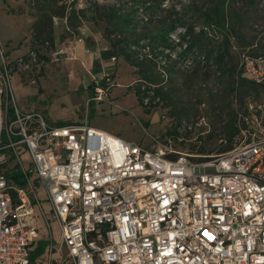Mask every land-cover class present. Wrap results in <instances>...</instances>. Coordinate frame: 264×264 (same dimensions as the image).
<instances>
[{"label": "built area", "instance_id": "built-area-1", "mask_svg": "<svg viewBox=\"0 0 264 264\" xmlns=\"http://www.w3.org/2000/svg\"><path fill=\"white\" fill-rule=\"evenodd\" d=\"M41 65L37 50L12 57L0 44V264H32L40 211L59 237L51 232L37 264H264V90L235 97V133L222 138L231 148L190 154L21 110L12 74ZM241 68V79L263 84L264 50L243 51ZM112 75L93 76V100L108 97ZM192 130L183 120L179 139ZM10 165L25 185L8 177Z\"/></svg>", "mask_w": 264, "mask_h": 264}, {"label": "rangeland", "instance_id": "rangeland-1", "mask_svg": "<svg viewBox=\"0 0 264 264\" xmlns=\"http://www.w3.org/2000/svg\"><path fill=\"white\" fill-rule=\"evenodd\" d=\"M88 1L75 0L78 8L86 6ZM257 1L255 8L245 7L241 10L240 29L234 38L232 55L225 65L221 68L204 64L191 67L187 61H183L186 68L171 72L166 83L168 89L175 88L176 91L170 99L149 112L138 103L136 95L128 88L137 80V76L130 69L117 72L119 63L113 78L115 86L108 97L104 100H92L90 104L88 82L92 83L93 76L97 74L111 72V65L103 61L95 65L94 70L97 71H94L93 75H87L85 72H75L72 75L68 72H57L56 65L61 66L57 63L49 65L48 72L43 74V66L47 63L43 56H40L43 60L40 72L29 76L22 72L12 74L14 102L23 111L42 113L49 122L63 124L87 121L100 129L147 147L162 144L190 154L220 153L230 142L229 139H223L228 135L225 126L232 121L235 114V97L242 101L246 96L259 95L262 92L260 90H264L258 85H252L251 91H245L243 88L234 93L229 88L232 80L242 82L241 53L248 51L254 54L264 50V0ZM175 2L177 0H164L163 6L168 8ZM35 18L29 0H0V44L3 49L14 55L23 51L27 53L29 47H32L31 26ZM63 20L59 17L54 19V49H51L47 42L36 45L49 59L57 60L66 55L55 54L62 49V43L67 41L69 36L64 29ZM87 24V43L97 47V44L102 42L105 47L106 41H100L105 24L88 21ZM219 42L220 40H216L213 44L218 46ZM122 68L125 69L126 66L123 65ZM32 79L36 82L33 83ZM163 113L169 115L173 121L163 119ZM183 120L193 126V132L189 131L184 135L187 140H180L177 131ZM39 189L43 208L49 213L50 202L46 199L45 190L41 187ZM40 217V239L49 241L51 232L57 239L58 223L51 221L50 230L41 211Z\"/></svg>", "mask_w": 264, "mask_h": 264}, {"label": "trees", "instance_id": "trees-1", "mask_svg": "<svg viewBox=\"0 0 264 264\" xmlns=\"http://www.w3.org/2000/svg\"><path fill=\"white\" fill-rule=\"evenodd\" d=\"M29 2L36 17L31 26L32 47L29 49L37 50L39 56L47 61L49 58L36 45L47 42L54 49L55 18L67 19L71 29L64 25L69 34L67 40L82 38L76 24L79 20L104 23L102 38L106 45L101 50V59L111 65V58H116L111 65L112 76L116 75L120 60L133 68L137 80L128 88L147 112L172 97L176 90L168 89L166 83L171 72L186 68L183 61H187L191 67L204 64L221 68L225 65L232 55L234 38L240 29L241 10L245 7L253 9L258 5L257 0H177L165 8L164 0H89L86 6L78 8L75 0ZM178 3L181 5L177 6ZM216 40H220L218 46L213 44ZM98 64L95 61V65ZM230 84L229 88L234 93L243 88L251 91L252 85L264 88V83L256 84L245 79L242 82L232 80ZM94 88L93 81L88 85L90 104ZM225 128L229 136L235 133L233 119ZM229 141L222 151L232 147L231 138ZM5 172L18 184H26L22 173L12 165ZM47 245V240H38L31 251L32 264H37Z\"/></svg>", "mask_w": 264, "mask_h": 264}, {"label": "crops", "instance_id": "crops-1", "mask_svg": "<svg viewBox=\"0 0 264 264\" xmlns=\"http://www.w3.org/2000/svg\"><path fill=\"white\" fill-rule=\"evenodd\" d=\"M78 23V22H77ZM77 28L79 30V34L82 37L81 40L79 39H69L62 43V49L66 53V55H63L60 59H48L47 63L44 64L43 71L48 72L49 65L51 64H57L60 63L61 66L58 64L56 65L57 72H68V74H75V72H85L87 75L94 73L95 68V61H98L99 63L103 62L101 59V50L104 49L103 43L100 42L99 45L97 44V47H93V45H89L87 43L86 38L88 37L87 29L89 28V25L87 24V21L81 20L77 24ZM85 34V35H83ZM104 40L103 38L100 40ZM102 45V46H101ZM27 51V50H26ZM22 53H26L25 51L19 52L18 54L14 55L12 53V57L19 56ZM123 65L126 66V68H122ZM127 69H130L133 71L132 67L124 60L119 61V66L117 72L121 71H128ZM88 85L89 82H88ZM87 85V87H88ZM83 122V121H82ZM94 126V125H93Z\"/></svg>", "mask_w": 264, "mask_h": 264}]
</instances>
